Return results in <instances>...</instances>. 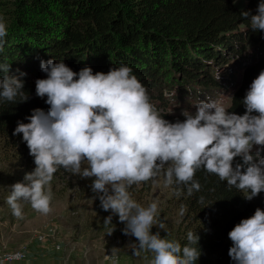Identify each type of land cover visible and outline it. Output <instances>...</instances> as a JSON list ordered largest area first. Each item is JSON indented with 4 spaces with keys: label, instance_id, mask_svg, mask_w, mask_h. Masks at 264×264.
Masks as SVG:
<instances>
[{
    "label": "trees",
    "instance_id": "1",
    "mask_svg": "<svg viewBox=\"0 0 264 264\" xmlns=\"http://www.w3.org/2000/svg\"><path fill=\"white\" fill-rule=\"evenodd\" d=\"M244 1L0 2V136L31 176L70 171L105 142L139 158L147 180L165 151L180 160L172 182L188 224L151 264H264V0ZM235 66L224 117L149 120L153 88L193 95ZM50 79L64 98H41ZM255 140L257 151L239 150Z\"/></svg>",
    "mask_w": 264,
    "mask_h": 264
},
{
    "label": "rangeland",
    "instance_id": "2",
    "mask_svg": "<svg viewBox=\"0 0 264 264\" xmlns=\"http://www.w3.org/2000/svg\"><path fill=\"white\" fill-rule=\"evenodd\" d=\"M236 4L243 7L245 1ZM2 13L0 8V25ZM219 73L218 86L193 95L173 84L153 88L157 100L146 109L149 120L160 125L167 114L191 123L224 117L242 69ZM41 83V98H64L51 79ZM113 105L109 99L102 108L107 112ZM11 143L0 136V252L25 254L13 264H151L187 227L186 207L172 182L180 160L167 151L148 180L138 170L139 158L112 154L108 142L70 171L37 178ZM257 145L246 141L239 150L257 151ZM227 239L238 244L232 235Z\"/></svg>",
    "mask_w": 264,
    "mask_h": 264
},
{
    "label": "built area",
    "instance_id": "3",
    "mask_svg": "<svg viewBox=\"0 0 264 264\" xmlns=\"http://www.w3.org/2000/svg\"><path fill=\"white\" fill-rule=\"evenodd\" d=\"M25 254L21 250H15L8 253L0 252V264H13L22 261ZM92 264H100L99 262Z\"/></svg>",
    "mask_w": 264,
    "mask_h": 264
},
{
    "label": "water",
    "instance_id": "4",
    "mask_svg": "<svg viewBox=\"0 0 264 264\" xmlns=\"http://www.w3.org/2000/svg\"><path fill=\"white\" fill-rule=\"evenodd\" d=\"M97 113L101 116L106 115V111L102 107L97 109Z\"/></svg>",
    "mask_w": 264,
    "mask_h": 264
}]
</instances>
